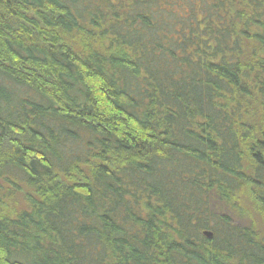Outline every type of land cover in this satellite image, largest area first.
Wrapping results in <instances>:
<instances>
[{"label":"trees","instance_id":"16d2710c","mask_svg":"<svg viewBox=\"0 0 264 264\" xmlns=\"http://www.w3.org/2000/svg\"><path fill=\"white\" fill-rule=\"evenodd\" d=\"M0 264H264V0H0Z\"/></svg>","mask_w":264,"mask_h":264},{"label":"water","instance_id":"95a60500","mask_svg":"<svg viewBox=\"0 0 264 264\" xmlns=\"http://www.w3.org/2000/svg\"><path fill=\"white\" fill-rule=\"evenodd\" d=\"M204 235H205L207 238H210V237H211V232H209V231H204Z\"/></svg>","mask_w":264,"mask_h":264}]
</instances>
